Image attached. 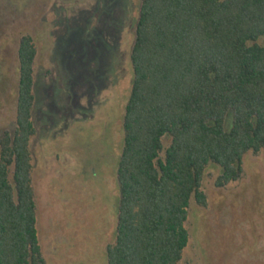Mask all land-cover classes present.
<instances>
[{
  "label": "trees",
  "instance_id": "16d2710c",
  "mask_svg": "<svg viewBox=\"0 0 264 264\" xmlns=\"http://www.w3.org/2000/svg\"><path fill=\"white\" fill-rule=\"evenodd\" d=\"M36 52L20 34L15 128L0 135V264H46L29 147ZM130 63L107 264H177L209 164L224 187L245 153L264 152V0H140Z\"/></svg>",
  "mask_w": 264,
  "mask_h": 264
},
{
  "label": "rangeland",
  "instance_id": "374dc122",
  "mask_svg": "<svg viewBox=\"0 0 264 264\" xmlns=\"http://www.w3.org/2000/svg\"><path fill=\"white\" fill-rule=\"evenodd\" d=\"M140 0H0V135L15 128L20 34L36 45L30 139L36 229L46 264H107L118 189L122 117ZM166 142V140H165ZM239 180L190 200L177 264H264V152Z\"/></svg>",
  "mask_w": 264,
  "mask_h": 264
},
{
  "label": "crops",
  "instance_id": "0c3cea01",
  "mask_svg": "<svg viewBox=\"0 0 264 264\" xmlns=\"http://www.w3.org/2000/svg\"><path fill=\"white\" fill-rule=\"evenodd\" d=\"M29 147H30V145H29ZM36 210H37V207H36ZM36 217H37V215H36Z\"/></svg>",
  "mask_w": 264,
  "mask_h": 264
}]
</instances>
